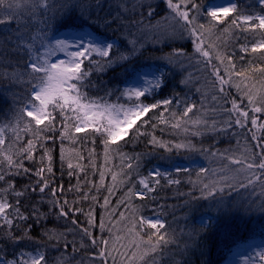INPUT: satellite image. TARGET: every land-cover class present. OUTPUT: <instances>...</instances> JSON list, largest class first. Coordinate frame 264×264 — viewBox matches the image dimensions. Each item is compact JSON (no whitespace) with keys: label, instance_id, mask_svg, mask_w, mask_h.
I'll return each instance as SVG.
<instances>
[{"label":"snow or ice","instance_id":"snow-or-ice-1","mask_svg":"<svg viewBox=\"0 0 264 264\" xmlns=\"http://www.w3.org/2000/svg\"><path fill=\"white\" fill-rule=\"evenodd\" d=\"M258 3L264 6V0H258ZM97 6H99V0H97ZM166 6L169 10L166 15L161 17L155 25L149 22L146 27L156 32L157 42H160V38L184 39L185 35L193 41L194 54L198 57L197 63L203 64L206 70L210 68L209 79L206 81L210 92H202L199 109L196 103H189L186 99L176 100L177 105H183L182 111L171 108L172 99H163L149 104L140 102V98L144 97L153 87H161V77L147 81L150 87H145L143 90L140 88L125 89L121 95L128 97L131 103L127 105L109 103L103 101V98L89 97L83 89L96 87L88 79L90 73L104 71L112 64L127 61L139 50L138 41L130 39L128 43L132 46L131 48H126L124 51L117 49L114 53L113 49L116 47L114 43L97 41L92 33H85L83 37L75 41L77 50L69 51L72 46L71 41L49 37L43 29L33 34L30 22L38 13L43 16L53 8L67 12L75 8L76 4H69L67 0L59 5L54 0H0V25L13 21L17 23V30L14 34L0 36V64L3 63L4 58H7L9 52H24L28 59L24 62L23 71L13 70L6 75L13 80H21L22 77L27 76L30 78L28 82L31 85L26 102L15 111L13 118L7 123H0V240L17 247L21 243L28 242L33 249L31 252L21 249L12 259H6L3 256V248H0V264H49L46 251L48 242L63 239L64 233L49 234L46 232L47 241L41 242L29 235L31 225L23 229L20 226L30 219L39 224L41 218L51 213L52 209H58L56 215L60 218L74 216L77 213L86 217V226L79 224L77 219L73 218L71 221L73 228L68 231L76 229L82 233V238H88L91 247L96 250L88 258L92 264H108L109 258L112 259L113 264H116L117 256L121 258V264H163V257L168 251V246L177 243L175 234L170 233L166 227L163 213L160 211L163 206L154 209L153 216H145L142 214L144 205L133 204L134 198H139L140 201L154 200L153 193L161 186L162 179L166 180L167 185H180V179L173 178L169 172L159 170H153L148 177L140 178L138 180L141 186L139 190L136 189L135 183L127 189L125 198L117 202L127 210V215L125 212H120L116 217L114 213L108 212V216L113 218L110 221L112 226L108 227L104 218H101L98 227L101 230L107 228L109 237L107 239L97 238L91 231L97 226L91 206L88 212H84L83 209L75 207L77 201L69 202L67 199H61L64 188L62 186L52 187L53 181L50 175H45V172L53 173L52 155L45 144L55 139L54 134L57 131H59L61 141L73 139L75 133L93 136L99 134L103 137L105 161L107 162L110 150L115 151L111 146L116 145L119 148V142L125 141L130 132L137 138L146 134L151 135L149 143L167 151H172L173 148L192 150L195 147L187 139L174 144L160 140L152 133L142 132L141 129L145 125H149L153 130L159 125H164L177 134L197 136L205 132L220 134L232 131L235 136L240 137L241 133L235 132L234 129H243L245 130L243 143L238 138L235 150L211 153L212 156L227 161L220 171L231 173V175L222 177L223 186L216 181L204 183L201 176H206L209 170L203 167L196 173L197 180L193 181L189 175L188 182L194 187L199 182L202 185L199 198L205 199L213 197L218 192H223L226 187H234L235 184H239L241 188L258 185L264 192V8H262V14H249L241 10L235 0H228L226 4L216 6L211 4L205 6L199 0H166ZM117 7L119 11L115 16L104 19L105 26L117 24L126 30L136 27L139 31L144 20L155 15L153 5L146 0H119ZM25 10L28 17L22 20L21 17ZM137 13L139 19L125 20L128 14ZM202 18L207 23H201ZM44 23L47 27V21ZM225 24L228 27L221 31V26ZM236 30H239V35L244 36L245 39V43L239 45L240 52L251 53L260 59L262 62L259 66H254L249 62L248 67L237 69L235 53L228 50V42L224 39L228 35L236 36ZM218 32L219 35H217ZM246 33L253 34L252 40H248ZM257 35L259 39L256 38ZM85 39H87L86 43ZM37 40H40L39 46L36 44ZM57 52L66 53V59L53 60L52 57ZM93 53L100 59H90ZM166 58L169 63L178 64H181L183 59H188L191 63L192 59L183 48H174ZM239 59L243 61L245 57L242 55ZM85 60H89L88 68L82 67ZM214 60L216 63H213ZM257 74L261 77L258 81L259 87L256 83H252ZM32 81L35 83H31ZM181 83H186V81L182 80ZM225 85L235 87L239 97L229 99L231 94L226 91ZM197 91L202 90L197 89ZM211 93L215 94L211 95L214 106L211 109L213 118L209 123V119L205 118L207 112L203 109V102ZM228 103L231 107L225 106ZM161 108L163 110L154 117L156 123H150L151 118H148V114L152 110ZM165 113L168 115L166 116ZM217 115L227 118L218 121L214 118ZM57 121H59V128ZM24 135L31 137L26 140V143L23 142ZM38 148L44 149V156L47 157L48 163L44 166V156H42V166L34 173L38 179L17 190L13 180L17 176H27L32 173L33 170L26 167L24 161H34L33 153ZM200 151L207 150L200 149ZM120 155L122 159L120 171L109 170L113 183L107 187L109 195L103 198L102 207L106 212L110 205L109 196L114 194L115 187L132 183V171L134 168H139V155L134 157L124 153ZM61 157L62 164L64 160H67V166L72 170L69 171L70 176L74 174L75 168L84 171V166L80 163L73 165L71 162L73 153L69 152L65 155L63 147ZM75 158L83 159L79 154H75ZM92 166L95 167V164L93 163ZM189 171L188 168L177 167L175 169L176 173H188ZM99 175L103 182L106 172L100 170ZM88 183L86 178L85 184ZM102 186V184H92L97 191ZM48 190H50L51 199L47 203L51 205V208H49V213H44L37 204L45 203L43 197L49 194ZM37 192L40 194V199L30 208L25 207L23 200ZM90 192L91 189L80 196V200L90 198L94 203L98 202L95 195H89ZM187 195L192 196V193L189 192ZM192 199L195 200L198 197L192 196ZM113 229L118 234L114 235ZM17 230H21L22 234L15 235ZM72 244L73 251H77L75 240ZM64 247H68L67 240H65ZM184 248L187 250V244ZM180 255L183 253L181 252ZM261 259L264 260V254H261ZM55 264H68V262L61 256L55 259ZM176 264H182V262H176Z\"/></svg>","mask_w":264,"mask_h":264},{"label":"trees","instance_id":"trees-1","mask_svg":"<svg viewBox=\"0 0 264 264\" xmlns=\"http://www.w3.org/2000/svg\"><path fill=\"white\" fill-rule=\"evenodd\" d=\"M213 1L216 0H199L205 6ZM54 2L59 5L65 3V0H54ZM146 2L153 5L155 15L146 18L139 31L136 27H130L126 30L117 24L104 25L103 21L105 18L115 16L119 11L117 7L119 0H99V6H97V0H67L69 4H76V7L67 12L63 10L57 11L56 8H53L43 16L38 13L31 20L30 28L33 34L39 33L43 29L52 38H59L63 33H83L87 31L98 37L99 41L114 43L116 46L113 49L114 53L117 49L124 51L126 48H131L132 46L128 43V40L135 39L138 41L137 48L139 50L135 55L129 57L127 61L112 64L104 71H92L90 73L88 79L96 87H86L83 91L91 98H103V101L109 103L127 105L131 102L127 96H122L121 93L128 89V84L134 79L137 72L147 67L156 66L160 67L163 72L161 87L152 88L144 97L140 98V102L149 104L163 99H172L171 108L176 111H182L183 105H177L176 100L186 99L189 103H196L199 109L201 107L202 92H210V88L206 86L210 68L206 70L203 64L197 63L198 57L194 54L193 41L187 38L186 35L184 39L165 40L160 38V42H157L156 32L149 30L146 26L149 22L155 25L169 10L166 6V0H146ZM235 2L241 10L253 15L262 14V8H264L258 3V0H235ZM27 17L28 13L25 10L21 19L24 20ZM129 19L137 20L139 19V14H128L125 16L126 21ZM44 21H47V27ZM200 22L207 23L203 18ZM225 27H228V25H222L221 31ZM16 30V21L0 25V36L14 34ZM236 32V36L228 35L224 39L228 42V50L235 53L234 59L237 69L248 67L249 62L254 66H259L262 62L260 59L254 57L251 53L240 52L239 45L245 43V39L244 36L239 35V30H236ZM129 33L132 34L130 35ZM219 34L218 32L217 35ZM245 36L248 37V40L253 38L251 33H246ZM256 38L259 39V36L257 35ZM36 44L39 46L40 40H37ZM174 48H183L192 57L191 63H189L188 59H183L181 64L169 63L166 57ZM60 55L61 53L57 52L52 59L55 60ZM242 55L245 57L243 61L239 59ZM27 59L28 57L24 52H9L7 58H4L3 63L0 64V123H7L11 120L15 111L21 104L26 102L30 94L29 77L25 76L21 80H13L9 75H6V73H11L13 70L22 72L24 62ZM90 59L99 60L100 57L93 53ZM213 63H216V61L214 60ZM89 66V60H85L82 67L88 68ZM260 79L261 77L257 74L252 83H256V86L259 87L258 81ZM182 80L186 81V83H181ZM31 83H35V81ZM197 89L202 91H197ZM225 89L231 94L229 99L231 97H239L235 87L225 85ZM212 94L215 93L208 94L203 102V109L207 112V117L205 118L209 119V123H211V118H213L211 111L214 106L211 100ZM225 106L231 107V104L228 103ZM162 110V108L160 110H152L148 114V118H151L150 123H156L154 117ZM165 115L167 116L168 113H165ZM214 118L219 121L227 117L217 115ZM57 127L59 128V121H57ZM161 129L164 130L161 131ZM141 131L152 133L158 139L173 144L181 143L187 139L195 147L192 150L173 148L172 151H167L157 145L150 144L151 135L146 134L137 138L132 136L130 132L129 137L125 138L127 142H119V148L116 145L111 146L115 151L110 150L109 158L106 162L103 137H100L99 134L93 136L91 134L75 133L73 139L61 141L59 131H57L54 134L55 139L49 140L45 144V147L50 150L52 155L53 168L52 174L45 172V175H50V179L53 181L52 187L62 186L64 188L65 191L61 199H67L69 202L77 201L75 207L83 209L84 212H88L91 206L93 218L97 223V226L92 228L91 231L97 238L104 237L107 239L109 237L107 228L101 230L98 227L99 220L104 218L106 225L111 227L110 221L113 218L108 216V212L114 213L116 217H118L120 212H125L127 215V210L117 202L125 198L127 189L132 187L133 183H135L136 189L139 190L141 186L138 184V180L148 177L150 170L154 166H160L163 169L161 172H169L173 178L181 180L180 185H167L166 180L162 179L161 186L153 193L155 196L154 200L145 199L140 201L139 198L133 199L134 205H144L142 214L145 216H153V210L158 206H163L160 211L163 213L166 227L170 233L175 234L177 240L176 244L168 246V251L163 257V264H176V262H182V264H222L228 260V257L242 243L264 233V192L258 185L241 188L239 184H235L234 187H226L223 192H218L213 197L205 199L199 198L201 197L200 188L202 185L197 182V186L194 187L192 183L188 182L189 175L193 181H196V173L203 167L209 170L206 176H201L204 183L216 181L223 186L222 177L231 175V173H222L220 171L223 164L227 163V161L220 157H214L211 153L224 152L229 149L235 150L238 138L243 143L245 130L234 129L235 132L241 133L240 137L235 136L232 131L220 134L205 132L203 135L198 136L177 134L164 125H159L155 130L151 129L149 125H145ZM29 138L31 137L24 135L23 142L26 143ZM62 147L65 149V155L69 152L73 153L71 162L74 166L77 163L84 166L83 172L79 168H75L74 174L69 175V171L72 170L68 168L67 160H64L62 164ZM200 149L207 151L201 152ZM120 153L130 157L139 155V168H134L132 171V183L115 187L114 194L109 196L110 205L106 212L105 208L102 207L103 198L109 195L107 187L113 183L111 171H120L122 164ZM75 154H79L83 159H76ZM33 155L35 157L34 161H24L25 166L33 170L32 173L27 176H17L13 180L17 190L38 179L34 173L37 168L42 166L41 157L44 156V149L38 148ZM197 159L203 162L202 166L189 167L190 171L188 173L175 172L176 164L190 163ZM47 163V157L44 156V166ZM93 163L95 167L92 166ZM100 170L106 172L103 182L100 180ZM86 178L89 181L88 184H85ZM93 183L102 184L103 186L97 191L96 188L92 187ZM69 189L72 190L69 191ZM89 189H91L89 195H95L98 202L94 203L90 198L88 200H80V196L88 193ZM48 192L49 194L43 197L45 203L37 204L41 212L44 213H49V208H51V205L47 203L51 199L50 190ZM189 192L192 193V196L198 197V199H192V196L187 195ZM181 193L185 195H180ZM39 199L40 194L37 192L24 199L23 204L25 207L30 208ZM57 211L58 209H52L51 213L41 218L39 224L30 219L20 227L23 229L31 225L29 235L41 242L47 241L46 232L49 234L64 233L63 239L58 241L54 239L48 242L46 251L49 256V264H55V259L61 256L67 260L68 264H92L88 258L96 250L91 247L88 238H82V233L76 229L71 232L68 231L73 228L71 224L73 218H76L79 224L86 226V217L77 213L74 216L60 218L56 215ZM204 215L209 216L208 223L199 222V218ZM21 234V230L15 232V235ZM113 234H118L115 229H113ZM65 240L68 242L67 248L64 247ZM73 240H75L77 249L75 252L73 251ZM26 244L27 246H25ZM185 244H187V250L184 248ZM0 248H3V256L6 259H12L21 249L27 252L33 251L31 244L28 242L21 243L17 247L0 240ZM181 252L183 255H180ZM173 253L176 254L173 255ZM113 255L117 254L113 253ZM108 264H113L111 258H109ZM116 264H121L119 256H117Z\"/></svg>","mask_w":264,"mask_h":264},{"label":"rangeland","instance_id":"rangeland-1","mask_svg":"<svg viewBox=\"0 0 264 264\" xmlns=\"http://www.w3.org/2000/svg\"><path fill=\"white\" fill-rule=\"evenodd\" d=\"M228 0H216L209 4L216 6V5H223L226 4ZM85 33L90 32H83V33H63L59 37V39H67L72 42V46L69 48V51H76L75 41L79 40L81 37L84 36ZM93 37L99 41L98 37L92 34ZM87 39H85V43ZM61 55L57 57L58 59H66V53L60 52ZM56 58V59H57ZM163 72L160 67H147L143 70L136 73L134 79L128 84V88H140L143 90L145 87H150L147 81L154 80L156 77L163 78ZM154 88V87H153ZM201 160H193L190 163H180L176 164L175 167L180 168H189V167H197L202 166ZM159 170L162 171L163 169L160 166H154L151 170ZM200 223H208L209 216L204 215L199 218ZM261 254H264V233L252 238L250 240L245 241L242 243L237 250L235 249L234 252L228 257V260L222 264H264V260L261 259Z\"/></svg>","mask_w":264,"mask_h":264}]
</instances>
